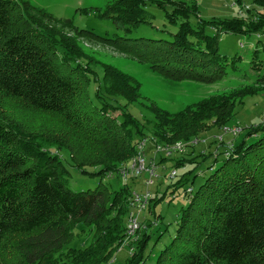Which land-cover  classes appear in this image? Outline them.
Segmentation results:
<instances>
[{
    "label": "trees",
    "instance_id": "1",
    "mask_svg": "<svg viewBox=\"0 0 264 264\" xmlns=\"http://www.w3.org/2000/svg\"><path fill=\"white\" fill-rule=\"evenodd\" d=\"M16 5L14 0H0V92L40 112L62 117L72 130L77 131L75 142L79 154L72 146L68 147L69 158L83 175L91 174L83 171L85 166L96 167L81 164V153L90 154L99 161L97 172L92 175L105 176L109 171L119 170L120 165L134 157L136 145L144 135L137 131L139 137L132 139L131 117L124 115V120L120 121L112 117L111 109L115 107L102 101L98 93L100 88L96 93L100 106L95 107L87 89L91 81L87 71L90 67L79 60L62 61V58L68 60V52L61 50V46L54 52L46 33L37 36L10 30ZM144 5L143 0H111L104 16L108 17V12H112L110 17L115 28L136 27L145 22L141 15ZM157 6L167 7L162 2ZM170 7L166 16L172 22L175 18L193 14L182 2L172 3ZM24 14L20 16L29 24ZM241 24L240 21H222L205 25L198 18L195 28H190L185 21L170 42L107 40L90 31L79 32L94 42L117 47L136 59L151 58L149 68L164 78L208 84L226 74V64L235 68L241 57L229 59L218 54L217 35L206 34V27L218 34H235L243 31ZM57 54H62L61 59ZM102 73L104 91L109 97L119 95L129 102L139 97V86L129 75L113 66L102 68ZM252 93L239 92L238 96L242 99ZM233 105L235 103L226 98L209 97L175 114H167L153 105L149 108L154 116L152 137L166 145L191 142L197 133L210 128L208 123L223 128L232 118ZM255 136L253 143L247 142V137ZM12 141L6 127L0 125V258L7 262L5 254L10 239L22 238L25 241L20 243L21 253H25L27 263L41 264L49 257L48 251L54 248L51 241L59 243L68 237L69 223L95 224L106 218L105 193L108 189L99 185L86 192L70 191L64 182L68 172L58 155L13 146ZM34 151L45 161L32 165L30 156L36 154ZM225 152L224 162L198 190L187 192L190 200L177 223L174 239L160 252L156 264H264V126L252 128L239 145L232 142ZM179 163L181 160L176 162ZM127 193L123 187L120 192L111 194L112 205L120 199L117 195L130 196ZM123 205L124 210L119 207L115 214L122 222L120 237L125 235L129 203ZM139 231L136 234L138 251L132 264L141 260L147 242V235ZM111 232V242L117 248L122 241L118 227ZM102 253L98 247L91 246L82 253V263L102 264L108 256H113L112 248L103 253L106 258L101 257ZM94 258L98 260L94 261Z\"/></svg>",
    "mask_w": 264,
    "mask_h": 264
},
{
    "label": "rangeland",
    "instance_id": "2",
    "mask_svg": "<svg viewBox=\"0 0 264 264\" xmlns=\"http://www.w3.org/2000/svg\"><path fill=\"white\" fill-rule=\"evenodd\" d=\"M14 1L18 5H16V14H14L10 30L37 36L39 33H46L50 38L51 46L55 48L54 52L60 50L59 46L62 47L61 50L68 52V60L61 59L62 54H57L59 59L66 63L79 60L81 64L90 67L87 70L91 79L87 85L89 98L95 107L100 106V101L96 100L97 89L100 88L98 93L102 101L115 107L111 109L112 117H116L119 121L124 120V115L131 117L132 139L139 137L137 131L148 139L145 150V155L148 156L146 166L154 171L153 174L143 172L140 177L128 179L122 178L119 170L109 171L105 176L92 175L97 172L100 163L90 154L81 153V156L79 155L82 159L81 164L96 167L85 166L82 168L83 171L91 174L83 175L74 167L68 150V147L72 146L78 153L76 149L78 143L76 144L75 138L79 133L72 130L62 117L40 112L21 100L11 99L0 92V125L6 127L11 134L14 140L13 146H24L32 150L35 148L40 149L41 152L49 151L58 155L68 172L64 182L70 191L86 192L94 190L99 185L108 189V193H105L106 218L95 224L69 223L68 237L59 243L57 240L51 241L54 248L48 251L49 257L41 264H83L82 253L87 252L91 246L98 247L101 253L112 248V257L110 255L106 258L103 253L101 254V257L106 258L102 264H132L133 256L138 251L136 239L127 240L125 236L120 237L122 233H119V225L122 222L118 216H115L119 207L124 210L123 204L129 202V196L117 195L120 199L113 205L109 199L111 194L120 192L123 187L128 191V195L143 196L148 193L151 197L143 212H136L130 207L126 208L128 213L125 221L126 219L128 221L129 213H138V222L141 225L139 232L149 236V238L145 237L147 242L141 252L142 258L137 264H156L161 255L160 252L174 239L173 235L178 228L177 223L190 200L187 192L197 191L204 180L224 162L223 154L228 143L236 142L239 145L245 133L252 128L264 126V0H143L145 5L141 6V15L145 22L136 27L125 25L122 30L113 26L111 11L108 12L109 16L105 17L107 5L111 0ZM159 2L165 3L167 7L164 9L158 7ZM180 2L188 7L187 10L193 11V14L175 18L172 22L166 13L171 11L172 3L177 5ZM22 14L29 20V24L22 19L20 16ZM197 17L205 25L209 22L222 21L243 23L241 24L243 31L235 34H218L215 30L206 27V34L217 35L218 54L225 55L229 59L241 57V61L236 63L235 68L229 63L226 64L224 67L226 74L213 83L169 80L149 68L152 65L151 58L136 59L122 53L117 47L94 42L90 37L84 36L85 33L79 32L80 30L90 31L107 40L120 38V40L147 39L170 42L178 33L181 23L187 21L190 28H195L198 22ZM188 39L194 41L190 37ZM120 40L119 43L123 44ZM110 66L135 80L139 86V97L136 101L129 102L122 96L109 97L106 94L103 87L102 68ZM239 92L254 93L246 94L240 99ZM209 97H223L233 101L235 105L232 107V118L223 128L211 126V123H208L209 129L197 133L192 138L194 142H197L196 145L186 147L183 153H174L169 159L156 156L154 167L151 168L150 161L154 156L149 138L153 139L152 136H154L152 127L154 116L149 108L155 105L167 114H175ZM233 127L241 130L237 136L228 133V129ZM246 140L253 143L256 136L247 137ZM34 152L36 154L30 156L32 165L45 161L39 152ZM182 159H184L183 162ZM180 160L181 163L176 164ZM211 167L212 170H210ZM173 172L175 176H172ZM116 227L122 240L117 248L114 242H111L113 234L111 231ZM24 241L25 239L22 238H11L6 248L7 262L0 258V264H29L24 256L25 253H21L22 244L20 243ZM95 260L98 259L94 258Z\"/></svg>",
    "mask_w": 264,
    "mask_h": 264
},
{
    "label": "built area",
    "instance_id": "3",
    "mask_svg": "<svg viewBox=\"0 0 264 264\" xmlns=\"http://www.w3.org/2000/svg\"><path fill=\"white\" fill-rule=\"evenodd\" d=\"M242 15V12H240ZM228 133L232 136H237L238 133L241 132L239 128L233 127L231 129H228ZM147 138H142L140 142L136 145V151L134 157H132L130 160H128L127 165H123L119 168V174L124 179L128 178H136L140 177L143 172H149L150 174H153V169H149L146 164L148 162L147 155H145L146 150V144H147ZM149 141L152 143V155L154 156L151 159V168L154 167V161L156 156H161L164 159H169L174 155V153H183L184 149L188 146L196 145L197 142L189 141L186 142H175L169 145H166L165 143H161L156 141L155 139L149 138ZM231 146V143H228V147ZM228 147L226 149H228ZM227 155V153L225 152ZM150 164V163H149ZM172 176H175V172L172 173ZM191 191V190H189ZM188 191V192H189ZM151 197L148 193H145L143 196L131 194L129 196V207L136 210V212H143V210L148 206L149 201ZM128 207V208H129ZM138 213H129L128 221H126V231H125V238L127 240L130 239H136V233L141 229V225L138 222Z\"/></svg>",
    "mask_w": 264,
    "mask_h": 264
},
{
    "label": "crops",
    "instance_id": "4",
    "mask_svg": "<svg viewBox=\"0 0 264 264\" xmlns=\"http://www.w3.org/2000/svg\"><path fill=\"white\" fill-rule=\"evenodd\" d=\"M148 157V156H147Z\"/></svg>",
    "mask_w": 264,
    "mask_h": 264
}]
</instances>
